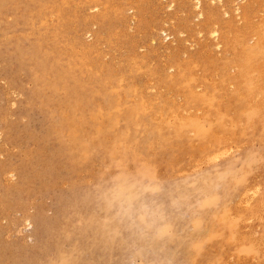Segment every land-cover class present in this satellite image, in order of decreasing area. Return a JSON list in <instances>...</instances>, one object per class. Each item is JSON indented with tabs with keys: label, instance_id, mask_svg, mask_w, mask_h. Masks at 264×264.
<instances>
[{
	"label": "rangeland",
	"instance_id": "obj_1",
	"mask_svg": "<svg viewBox=\"0 0 264 264\" xmlns=\"http://www.w3.org/2000/svg\"><path fill=\"white\" fill-rule=\"evenodd\" d=\"M199 1L0 0V264H264V1Z\"/></svg>",
	"mask_w": 264,
	"mask_h": 264
},
{
	"label": "bare ground",
	"instance_id": "obj_2",
	"mask_svg": "<svg viewBox=\"0 0 264 264\" xmlns=\"http://www.w3.org/2000/svg\"><path fill=\"white\" fill-rule=\"evenodd\" d=\"M194 1H196V2H194ZM231 1H233V0H231ZM264 1V0H263ZM193 2L194 3H196L195 4V6L197 7V6H200V2L201 1H199V0H193ZM249 2V1H248ZM247 2V3H248ZM250 2H252V1H250ZM254 2V1H253ZM256 2H257V0H256ZM193 3V4H194ZM259 3V2H258ZM230 4H231V2H230ZM252 4H254V3H252ZM248 5H251V4H249L248 3ZM255 5V4H254ZM202 6V5H201ZM230 7V6H229ZM247 7V8H246ZM246 7H244L245 8V11L248 9V6L246 5ZM250 7V6H249ZM255 7V6H254ZM201 8V10L203 11V9H202V7H200ZM238 8V7H237ZM237 8H235V9H233V10H237ZM239 9V8H238ZM229 9H227V11H228ZM205 11V10H204ZM231 11V10H230ZM240 11V10H239ZM250 11L251 10H249V13H250ZM259 11V10H258ZM257 11V12H258ZM261 11H262V8H261ZM236 12H238V11H236ZM264 12V11H263ZM200 14L202 13L201 11L199 12ZM247 15H248V17H249V14L247 13V11L245 12ZM254 13V12H253ZM255 13H256V11H255ZM254 13V14H255ZM262 13V12H261ZM252 14V13H251ZM254 14H252V15H254ZM260 14V13H259ZM252 15L250 16V17H252ZM208 16V15H207ZM264 15H263V13H262V18H260L259 20H261V21H263L264 20ZM243 19H244V17H243ZM243 19H242V21H243ZM249 19V18H248ZM257 19H258V17H257ZM240 20H241V16H240ZM245 20H247V18L245 19ZM244 20V21H245ZM254 20V19H253ZM248 21V20H247ZM252 22V21H251ZM250 22V23H251ZM209 23H213V21H211L210 22V20H209ZM259 23H261V22H259ZM259 23H257V25H259ZM213 24H215V23H213ZM212 24V25H213ZM264 24V23H263ZM207 25V24H206ZM211 25V26H212ZM255 25V24H254ZM208 26V25H207ZM206 26V27H207ZM210 26V27H211ZM217 27H218V25H217ZM223 27V26H222ZM224 27H226V26H224ZM233 27H235V26H233ZM251 27V26H250ZM254 27V26H253ZM252 27V28H253ZM221 28V27H220ZM219 28V29H220ZM256 28H259V27H256ZM260 28H261V26H260ZM213 29V30H212ZM212 29H209V30H212V31H215L216 29L215 28H213V26H212ZM245 29V28H244ZM251 29V28H250ZM253 29H255V28H253ZM262 29H263V25H262ZM211 31V32H212ZM248 31V30H247ZM246 31V32H247ZM252 31H255V30H252ZM163 32V31H162ZM216 32V31H215ZM214 32V35H216L217 33H215ZM257 33V35H256V39H254V40H256L255 41V43H254V41H252L253 42V46L251 45V47H249V46H247L248 48L246 49V47H244V46H241V41H240V39H241V37H238V39H236V40H239L240 41V47L242 48V47H244V50L243 49H240V50H242V56L240 55V57H242L243 59H241L240 57V59L242 60V61H240V62H242V63H240V64H242V65H240L239 67L241 68V72H238L237 74H238V76H236V77H244V82L243 83H246V85H248L249 86V89H248V92H250L251 90H252V88H253V83H255V81L252 79L253 78V74L250 76V74L252 73V69H254V67L256 68L257 66H255V64L256 65H258L257 64V60L259 61L260 60V57H263L264 58V53H263V51H264V47H263V45H264V31L262 32V30L260 31V29L259 30H257L256 31ZM262 32V33H261ZM224 33V32H223ZM242 33V32H241ZM253 33H255V32H252V34ZM225 34V33H224ZM230 34V33H229ZM228 34V35H229ZM213 35V34H212ZM236 35H238V34H236ZM238 36H240V35H238ZM242 36V35H241ZM244 36V35H243ZM252 37H254L253 35H251ZM217 37V36H216ZM237 36H235V38H236ZM249 37V36H248ZM251 38V37H250ZM249 38V39H250ZM153 39V38H152ZM167 39V38H166ZM217 39V38H216ZM246 40V39H245ZM238 41V42H239ZM236 42V43H235ZM234 42V44H237V41H235ZM244 41L242 40V43H243ZM230 44V43H229ZM243 45H245L246 46V43L245 44H243ZM239 46V43L237 44V47ZM240 47H238V48H240ZM228 49V48H227ZM234 55V54H233ZM235 56H236V54H235ZM238 56V55H237ZM236 59V58H235ZM240 59H238V60H240ZM262 60V59H261ZM264 60V59H263ZM263 60H262V62H263ZM237 64V66L239 65L238 63H236ZM228 66V65H227ZM261 66V65H260ZM260 66H258V67H260ZM263 66V65H262ZM237 68V67H236ZM264 68V67H263ZM259 69V68H258ZM257 68H256V71L258 70ZM259 73V72H258ZM264 74V73H263ZM248 75V76H247ZM262 77V76H261ZM263 79H264V77H262ZM258 81V80H257ZM257 81H256V83H257ZM260 81H263V80H260ZM259 81V82H260ZM256 83H255V85H256ZM263 82H261V84H262ZM242 86H243V84H242ZM241 86V87H242ZM261 86V85H260ZM260 86H258L257 85V87H255V88H260ZM237 87V86H236ZM244 87H246V86H244ZM264 87V86H263ZM226 88V87H225ZM261 89V88H260ZM225 90V89H224ZM242 90V88L240 89V91ZM245 90H247V89H244V91ZM263 90V89H262ZM238 91V90H237ZM260 91V90H259ZM226 92V91H225ZM244 92H242V94H243ZM256 93V92H255ZM225 94V93H224ZM239 94V93H238ZM245 94V93H244ZM252 95V94H251ZM250 95V96H251ZM256 95V94H255ZM260 95V94H259ZM248 96V95H247ZM247 96H245L246 98H247ZM257 96V95H256ZM249 97V96H248ZM231 98H232V94H231ZM233 99V98H232ZM231 99V100H232ZM253 99V98H252ZM256 99V98H255ZM230 100V101H231ZM248 100V99H247ZM251 100V99H250ZM250 100H248V101H250ZM254 102H256V100L254 101ZM260 102V101H259ZM224 103V102H223ZM249 103V102H248ZM257 103L258 102H256V105H257ZM263 103H264V101H263ZM246 104H247V101H246ZM252 104V103H251ZM250 105V104H249ZM260 106V105H259ZM262 107H264V106H262ZM259 111H260V109H258ZM254 112H255V110L253 111V114H254ZM260 113V112H259ZM262 113V112H261ZM251 114H252V112H251ZM253 114H252V116H253ZM247 115V114H246ZM255 115H256V113H255ZM251 121H252V119H251ZM250 121V122H251ZM241 123V122H240ZM227 124V123H226ZM252 124V123H251ZM228 125V124H227ZM241 125V124H240ZM233 126V125H232ZM243 134H245V133H243ZM237 135V134H236ZM236 137V136H235ZM237 137H238V135H237ZM234 139V138H233ZM235 140V139H234ZM230 141H228V143H229ZM231 147V146H230ZM226 148V147H225ZM224 148V150H226ZM228 149H230V148H228ZM228 149L226 150V151H228ZM223 151V150H222ZM221 152V151H220ZM224 152V151H223ZM222 154V153H221ZM217 155V154H216ZM215 155V156H216ZM214 156V157H215ZM217 157V156H216ZM219 158V157H218ZM217 159V158H216ZM208 160V159H207ZM210 160V159H209ZM208 160V161H209ZM216 161V160H215ZM253 186V185H252ZM244 193V192H243ZM243 195V194H242ZM249 195V194H248ZM247 197V196H246ZM249 197V196H248ZM242 199H244V198H242ZM246 199L247 200H249L248 198H245L244 200H242V201H246ZM239 200V199H238ZM241 201V200H240ZM248 202V201H247ZM247 202H242V204L244 203V204H247ZM241 203V202H240ZM263 204V203H262ZM248 205V204H247ZM264 205V204H263ZM246 206V205H245ZM244 206V207H245ZM247 207V206H246ZM245 207V208H246ZM248 207H249V205H248ZM260 207V206H259ZM244 208V209H245ZM263 208V207H262ZM248 209V208H247ZM256 209V208H255ZM259 209V208H258ZM256 212V211H255ZM260 212V211H259ZM257 214V213H256ZM228 215V214H227ZM262 215V214H261ZM263 215H264V211H263ZM256 216V215H255ZM233 217V216H232ZM254 217V216H253ZM230 218V217H229ZM234 218V217H233ZM246 218V217H245ZM248 218V217H247ZM252 218V217H251ZM259 218V217H258ZM244 219V218H243ZM230 220V219H229ZM248 220V219H247ZM225 222V221H224ZM241 222V221H240ZM245 222V221H244ZM249 223V222H248ZM234 230V229H233ZM231 232V231H230ZM236 232V231H235ZM232 233V232H231ZM234 235V234H233ZM238 235V234H237ZM241 236H242V234H241ZM237 237V236H236ZM241 238V237H240ZM245 239V238H244ZM230 240V239H229ZM233 240V239H232ZM235 240V239H234ZM242 241V240H241ZM231 243V242H230ZM253 243V242H252ZM264 246V245H263ZM252 247V246H251ZM262 249V248H261ZM255 250V249H254ZM260 250V249H259ZM262 252V251H261ZM251 256H253V255H251ZM241 259H243V258H241ZM261 261V260H260Z\"/></svg>",
	"mask_w": 264,
	"mask_h": 264
}]
</instances>
